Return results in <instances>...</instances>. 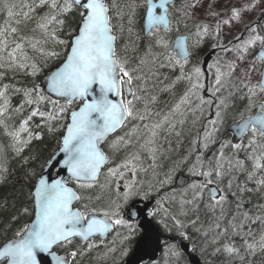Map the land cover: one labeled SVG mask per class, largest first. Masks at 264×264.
<instances>
[{"label": "snow or ice", "instance_id": "1", "mask_svg": "<svg viewBox=\"0 0 264 264\" xmlns=\"http://www.w3.org/2000/svg\"><path fill=\"white\" fill-rule=\"evenodd\" d=\"M260 2L253 0L243 8L234 6L221 12L217 11L218 0H187L183 10L185 16L194 17L198 10L203 9L207 16L216 21L214 38L218 40L221 25L228 26L234 21L243 23V13L255 9ZM170 3L171 0H146L144 5L146 34L154 41V46L165 51L160 57L152 56L149 51L145 57L132 60L128 56V46L122 50L123 56L118 52L119 37L114 31L110 12L116 9L122 21L125 13L115 4V0L111 6L106 0H40V6L46 5L49 8V12L40 17L36 25L44 34H49L52 24L62 26L65 21L59 17L69 15L74 10L79 15L78 27L70 33L69 40H60L55 32L50 33L53 40L69 49L65 59L45 77L43 85L15 88V93H22L17 107L12 108L8 96L11 86L5 84L0 87V127L11 138V147L19 156L33 141L41 140L39 132L30 128V122L38 117L41 124H36V128L43 125L50 133H55L57 129L53 127V121L66 117L67 123L61 124L64 133L58 141L59 151L47 160L46 169H66L68 177L50 180L46 171H42L35 179L28 193L32 206L24 207L22 212H17L10 221L0 225L7 233L20 215L34 216L31 224L24 225L15 231L11 239L0 243V264H77L79 257L97 246L94 239L104 237L114 226L121 225L127 229L124 242L134 238L139 230H143L144 238L152 233L151 219L155 218L156 213L149 210L147 205L140 207V203L151 197L153 188L149 185L148 191L141 192V186L135 179L141 154L151 159L153 163L150 167L156 169L159 166L157 153L160 152L161 136L166 134L165 138L170 143L172 136L179 138L182 135L176 131L175 115L179 113L184 116L181 109L190 106L193 97L199 101L195 109H189L193 112H203L205 105L213 103V99L205 100L199 94L205 90V83L201 79L204 73L196 65L188 69L193 53L188 50L185 40L181 38L172 45L167 40V33L171 30ZM126 7L129 9L127 26L131 35L137 8L140 6L130 4ZM2 8L9 18L15 16L16 22L20 23L21 14L14 12L15 5L3 2ZM22 15L25 20L31 19L28 12ZM124 28V23H121L119 31L123 33ZM195 28V35L199 38L197 43L213 34L207 24H196ZM245 30L250 33L248 39L231 48L223 45L220 47L225 52L235 51L236 59L243 62L257 44L260 46L249 67L240 70L241 84L247 89L240 99L247 100V104L227 130L224 127L226 113L220 111L222 106L227 108V105L223 100L216 104L215 117L208 121L211 128L205 129L203 137L198 136L193 140V145L207 150L219 142L218 151L206 162L203 152H199L196 162L188 171L200 179L182 187L178 195L176 189H173L171 194L156 200L158 209L163 212L162 219L157 223L171 231L170 221L178 235L186 241L193 238L187 231L189 227L199 234L204 241L200 252L205 256L206 264H211L209 258L221 257V264H236L237 261L239 264H253L257 255L264 254V203L248 207L253 198L264 199V103L255 101L258 93H264V36L258 34L257 27L245 25ZM17 32L16 27L0 29V61L4 60L3 53H6L8 67L27 70L29 66L24 62L27 60L26 55L18 57L17 53H23V42L28 38L16 37ZM10 36L13 39L10 40ZM38 43L31 46L35 48ZM10 44L14 47L10 48ZM46 55L57 57L60 53L53 51ZM257 61L260 62L259 66ZM213 66L208 65L210 69ZM215 66V82L208 89L213 98L220 92L225 75L218 62ZM0 67H4V64L0 63ZM30 67L31 71L27 74L36 76L40 69L35 63ZM228 67L229 76L239 70L235 62H230ZM162 69L178 70L179 75L171 83H164L168 77L161 78ZM255 72H259L260 79L252 84ZM180 83H186L185 91L168 112L161 116L160 112L154 111L158 95L152 94V88L162 85L160 92H172ZM53 95L62 98L63 103L60 99H53ZM45 103L51 104L53 110L42 111L41 105ZM141 104L142 108L139 107ZM253 108L256 109L255 114H251ZM26 109L19 126L11 127L8 120L25 113ZM245 111L250 114L245 116ZM179 123L183 124L184 120L181 119ZM129 124L131 128L125 135L117 137L109 146L119 151L135 143L137 151L129 153L116 168H108L107 176L123 177L125 171H128L133 179L125 183L122 192L117 185L116 199L110 200L106 209H89L92 198L86 197L84 193L105 187L99 183V177L104 166L109 163V157L100 144L110 134L127 128ZM226 131L232 135V139L218 141V137ZM229 148L233 150L232 155L225 154ZM192 151H196V148ZM240 152H244V159L235 158ZM30 159L26 158L25 163ZM177 170L178 166L170 169L165 178L159 180V188L155 189L157 193L173 183ZM139 171L147 170L140 167ZM6 172V168H0V183L5 182ZM26 176L32 181L36 174L32 172ZM241 177L244 178L243 182ZM69 180L75 182L76 188L68 186ZM108 183H111L110 179ZM137 197L139 200H136ZM245 197L249 199L245 200ZM85 199L88 202L84 204L83 210L74 207V203ZM100 199V196L96 197L97 201ZM165 204L172 205V208L165 207ZM7 209L5 200L0 204V212ZM257 225L259 239L254 230ZM57 249L64 250V254H59ZM168 250L173 256L180 255L175 244L168 246ZM191 250L196 251V246L193 245ZM123 254L127 255L128 250L125 249Z\"/></svg>", "mask_w": 264, "mask_h": 264}, {"label": "trees", "instance_id": "2", "mask_svg": "<svg viewBox=\"0 0 264 264\" xmlns=\"http://www.w3.org/2000/svg\"><path fill=\"white\" fill-rule=\"evenodd\" d=\"M145 1L146 0H131L132 4L139 5L140 7L137 8V13L135 16V25L132 27L131 35L128 32V26H127V14L129 9L126 7L127 5H130L126 0H120V4L122 5V9L125 13V18L123 21L121 18L116 14L117 10L111 9V16H112V23L114 26V31L119 37L117 41V48L118 52L121 56L124 55V52L122 51L125 46L129 47L128 56L132 60H138L140 57H145L146 53L149 51L151 52L152 56L160 57L161 53H163L165 50L158 48L154 46V41L148 37H143V19L145 14ZM3 2H7L10 5H15V8L13 9L14 12L18 13L20 11V5L24 4L26 5H32L35 0H0V29L3 28H11L12 23L9 19L7 12L3 10L2 4ZM106 2L110 5L109 1L106 0ZM111 6V5H110ZM21 12V11H20ZM174 14V10H173ZM13 16L12 18H14ZM174 23L176 19V15H173ZM59 19H63L65 22L63 24V30L59 34V38L63 40H69L70 33H73L74 30L78 27L79 22V15L74 10L71 14L66 16H60ZM121 23H124L125 28L123 33L119 31V26ZM205 20H202L201 22H195V19H191L190 22L183 25L181 32L186 33L190 37L191 41V50H192V57L190 60V63L188 65V69H190L193 65L201 67L203 57L207 54V52L211 49H216L217 53L215 56V60H219L223 70L226 69L223 60L221 59V55L223 53V50L220 48L221 42H222V33L220 28V37L219 39L214 38V34L216 31V28L212 29L213 34L205 36L200 42L196 45V47L193 45V40L196 39V24H204ZM175 27V26H174ZM175 30L171 31L170 33H167V40H170L171 37H173V33ZM260 35L264 36L263 31H259ZM66 38V39H65ZM199 38L197 37V40ZM25 42V41H24ZM217 45L216 47H213V45ZM63 49V48H62ZM68 51V49H66ZM67 51H63L60 54V58L57 61H44L40 62L37 61L35 57H33L31 54L32 52H29L28 50L26 53L30 55V61L35 62L40 69V71L37 73L36 76H31L26 73L25 69H18L15 68V70H12L6 65V62L0 61V63L4 64V67H0V73H3V76H0V87L7 84L10 85V89L8 92V96L12 105V108H15L20 103V100L22 99V93L17 94L15 93V88H26V87H32L34 84H40L42 78L48 74L53 69L57 68L65 59V54ZM161 78L168 77L167 80L164 81V83H171V81L175 80L176 76L179 75V71H172L171 69H162L161 70ZM162 85H157L155 88H152V94L158 95V101L162 102L161 109L164 111V114L168 112L169 108H171V104L168 103L165 105V100L172 99L174 101H178L180 96L183 95L186 83H180L178 84L175 89L172 92H160L159 89ZM202 93V91L200 92ZM236 95V96H235ZM205 96H207L210 99H213L212 106L215 113L217 111L216 104L220 102V100L224 101V104L227 105V108L221 107L220 111L222 113H226L225 118V126L228 125L231 121H234L235 119H238L239 112L243 110L244 106L247 104V100H241L240 96L241 93L239 92V89L235 90L230 87H226L225 89L220 90V92L217 94L216 98H213L211 96L210 91H208ZM209 106V105H206ZM209 106V107H210ZM236 106H241L240 108H235ZM184 108V107H183ZM182 108V109H183ZM181 109V110H182ZM42 111H52V105L51 104H43L41 105ZM231 110L233 111V115L231 114ZM206 111V110H204ZM208 111V110H207ZM27 109L25 110V113L18 114L16 116H13L10 120H8V124L11 127H18L19 121L24 118V115L26 114ZM185 115L181 116L179 113L175 115L173 118L176 122V131H179L182 133V135L177 138L175 136L171 137V142L169 143V139H166L165 135H162L159 141L160 144V152L157 153V164L162 166H167L169 164H173L172 167H169L170 169L176 168L182 163L181 161H184V163L187 161L185 160V156L188 153V149L184 148L186 143L183 142V137L188 134L189 131H193L196 127L195 120H193V114H196V111H190L189 108H185L184 111ZM250 113L245 111L244 115L247 116ZM163 116V114H161ZM183 119L184 123L180 124L179 121ZM67 123L66 117L62 116L59 121H53V127L57 129L55 133H50L48 131V128L41 125L40 128H36V124H41L40 118H35L32 122H30V128L34 132H39L41 135V140L39 141H33L32 144L25 148L24 152L21 153L19 156H17L11 147L12 140L9 136L5 134V129L0 127V168H6L7 172L5 174V182L0 183V204H3L5 200H7L8 209L7 211L0 212V225L4 224L7 221L11 220V217L13 215H16L17 212H22V209L24 207H31V201L28 197V193L32 188V184L35 182V179L39 177L41 172L44 170L46 166L47 160L54 155L57 150L59 149L58 141L62 137L64 133V129L61 127V124ZM131 128V124L127 128H124L122 130V133L125 134L129 129ZM203 127H199L198 131L193 134L192 140H196L197 137L201 135L202 137ZM120 136V135H119ZM119 136H114L111 138L105 147V151L108 154L109 157V163L104 170L103 174L106 173V170L108 168L116 167L117 165H120L124 162L125 158L128 157L129 153L136 152L137 151V145L135 148H132L133 146L125 149L121 148L119 151H114L109 145L112 144L114 140L117 139ZM225 139H227V136L224 134ZM221 141V138H219ZM224 141V140H223ZM244 143H247V140L244 141ZM219 147V146H218ZM169 155L166 157V155ZM226 155H232L231 153L226 152ZM244 152H240L235 158L236 159H244ZM171 156V157H170ZM31 157L32 159L29 160L28 163H25V159ZM207 158V157H206ZM205 155L204 159L206 160ZM172 159V160H171ZM152 165L151 159H149L146 155L141 154V161L138 164V167H142L147 169ZM157 167L156 169V176L153 175L154 179H152V183L156 188H159V180H162V177L165 175H162V170L160 167ZM152 168V167H151ZM35 172L36 176L33 178L32 181H29L26 174ZM182 177H186V175H183ZM111 180V183H108V180ZM133 179V178H132ZM187 179V178H186ZM188 179L190 180V183H192L193 180H195L194 177H190L188 174ZM243 177H241V182H243ZM177 180V179H176ZM185 180V179H184ZM136 181H138L136 179ZM182 180L177 181L178 185H180ZM100 184L105 185L103 189H100L99 187L88 190L84 193L86 197L92 198V203L89 204V209L95 208L98 211H101L103 209H106L107 207L101 206L103 202V198L109 197L111 199H115L116 197V178H105L104 175L101 177V180L99 181ZM168 185H166L164 188L160 189L162 192H166V188ZM254 186V185H250ZM81 191V190H79ZM148 191V190H147ZM159 191V192H160ZM170 191L167 190V192ZM122 192V190H121ZM153 196H158V193L155 191V193L152 194ZM100 196L101 199L99 201L96 200V197ZM155 197V196H154ZM249 197H245V200H248ZM87 199L84 201L78 202L77 208L83 210V206L85 203H87ZM264 203V199L259 198H253L252 203L248 205L249 208H252L253 205ZM98 208V209H97ZM33 217H29L27 215H20L18 219L12 223L11 231H8L5 233V231L0 228V243H2L6 239H11L14 235L15 231L22 228L24 225L29 224L31 222ZM171 224V222H170ZM172 225V224H171ZM162 235H164L167 238L172 239L173 241H165L166 245L164 246V251H167V247L170 245L175 244L176 250L180 252L179 256H173L171 253H162L158 259V261L154 264H189L187 257L185 254L181 251V245L180 242L178 243V239L183 240L179 235L175 234L174 231H169L165 228L161 229ZM257 232L256 238L259 239V226L257 225L254 229ZM188 233L192 235V240H183L182 242L188 243L192 249L193 245L196 246L197 251H192L191 253L194 255L199 256L203 264H206V258L205 256L201 255L200 248L204 246V241L201 238L199 234H196L194 230H192L190 227L187 229ZM124 237L122 236V239ZM128 249L132 252L133 248L131 243L125 242ZM71 249H69L70 251ZM59 254H64V250L57 249ZM210 251V249H209ZM82 257V256H81ZM78 258L77 264H112L110 262L105 261L100 255L98 254H92L88 256V258L83 262L79 263L80 258ZM211 259V264H221V260L223 257L218 259ZM249 259H252L251 257ZM114 264H120V263H114ZM236 264H239L237 261ZM253 264H264V254L257 255L255 259L253 260Z\"/></svg>", "mask_w": 264, "mask_h": 264}, {"label": "rangeland", "instance_id": "3", "mask_svg": "<svg viewBox=\"0 0 264 264\" xmlns=\"http://www.w3.org/2000/svg\"><path fill=\"white\" fill-rule=\"evenodd\" d=\"M108 1H109L110 5H112L113 0H108ZM126 2H128L129 4H132L131 0H126ZM252 2H253V0H218L217 11L224 12L225 9H230L231 7H234V6L237 7V8H243L246 5L251 4ZM186 3H187V0H176V4L173 6V10L178 16L177 20L175 19V23H174V26H175L174 28L175 29H180L181 26L184 25V24L187 25V23L190 22L191 19H194V17L195 18H203L204 17L203 13H205V11L203 9L198 10L194 17L185 16L183 9H184V6H185ZM115 4L119 8H122L121 7L122 5L120 4V0H115ZM29 9H31V11ZM114 10H116V9H114ZM256 10H261L262 12H264V0H261L259 5L255 9H252L251 11H247V12L243 13V23L234 21V22H232V24H230L228 26L221 25L222 44L224 46H227V45L231 44L234 40H236L237 37H240L242 31L245 29V25L251 26L255 22L254 19L257 16H256V14L253 11H256ZM20 11L18 12V13L21 14V16L19 17L20 23L16 22L17 21V17H14V18L11 17L9 19L11 20L12 27H16L18 29V32L16 33V37H26V38H28L25 42H23V53H19V52L17 53L18 57L26 55L27 60H25L24 62L29 66L27 68V70H26V73H27V72L31 71V67H30L31 64L35 63V62H31L30 61L29 57H30L31 54H33L32 56L35 57L36 60L40 61V62L57 61L60 58V55L57 56V57H48L46 54L48 52H53V51L58 52V53L61 54L63 51H67L66 49H68V48H66L62 44L57 43L56 40H53L51 38V35H50V33L55 32L56 37L58 39H60V40H63V39L59 38V34L63 30V25L61 26V25H58V24H52L49 27V34H44L39 28H37V26H36L37 25V21L40 19V17L44 16L45 14H47L49 12V8L46 5L45 6H40V0H35V2L32 5L24 6V4H21L20 5ZM24 12H28L29 16L31 17V19L25 20L23 18V15H22ZM173 22H174V18H173ZM211 24L216 25V21L215 20L213 22L211 21ZM177 32H180V31H177ZM9 39L11 40V39H13V37L10 36ZM37 41H39V43L37 44V47L33 48L31 45L36 43ZM197 41L198 40H197V37H196V39L193 40V45L195 47L198 44ZM17 42H20V41L17 40ZM168 42L171 45V41H168ZM229 42H231V43H229ZM11 47H14V45L10 44V48ZM259 48H260V46H259V44H257L254 49H256V51H257ZM27 50L29 52H32V53L28 55L26 53ZM228 53L229 52H227L226 55L223 57V61L227 65L226 69L223 70V67H222L220 61H217L220 70L223 73H225V75L223 76V79H222V85L223 86L221 88L225 89L226 87H230V88L239 87V88L243 89L242 88V84L240 83L241 82L240 81V75H241V71L240 70L247 69L249 67V65H250V63H251L253 58H251L249 56V58H251V59H249V61L246 58L245 61L241 62V61L236 59L237 53L235 51H232V53H229V54ZM3 56L5 57L4 61L6 62V65H7L8 64L7 54L3 53ZM19 62L20 61H18V63ZM217 62H216V65H217ZM230 62H235V64L237 65V67L239 69L236 72V74L232 75V76L227 75V73L230 71V69L228 67ZM257 65L259 66V64H257ZM9 68H11L12 70H15L16 67H9ZM212 69L214 71V74L211 75L212 79H213V83H212L211 86L214 85L215 76H216V70H217L216 67H214V66L212 67ZM259 79H260L259 72H255L252 75L251 83L252 84H256L259 81ZM199 94L201 95V93H199ZM255 101L258 102V103H264V93H258L257 96L255 97ZM161 105H162V103L158 101V103L153 106V110L157 111V112H160L161 114H164V111L161 109ZM193 106H196V102H191L190 106L188 105L186 108H193ZM139 107L142 108L143 104L139 105ZM205 109H206V105L204 106L203 112H201L200 115H204V113H205L204 110ZM231 114L233 115V111L232 110H231ZM200 115L199 114H193V120L196 118V121H195V122H197L196 125L199 123ZM212 118H214V117H212ZM154 119H155V117H154ZM202 122L205 123L206 121H203V119L201 118V123ZM224 127H225V125H224ZM210 128H211V125L208 122L206 129H210ZM124 135L125 134L123 133L122 136H124ZM203 135H204V131H203L202 137H203ZM192 138H193V131L192 132L189 131L188 134H186V136L183 137V140H182L183 142L186 143L189 140L186 143L185 147H184V148L188 149V154H187V158L188 159H187V161L185 163L183 161V163L181 165H179V168L176 171L175 176L173 178V183L167 186L166 189L167 190L170 189V191H168V192H167V190H166V192H163V191L161 192L160 191L158 193V196H157L158 199H159L160 196H163L165 194H171L173 189H176L177 195H178L179 191H180V189L182 187H186L188 185V183L190 184V180L188 179V174H190V173H189L188 169L190 167H192L193 163L196 162V159L189 155V153L193 149V140H192ZM219 138H221V141L226 140L224 135H221L220 137H218V141H220ZM213 145H215V147L211 151L214 154L219 149V147H218L219 146V142H217L216 144H213ZM135 147H136V144L134 143L132 148H135ZM209 150L210 149H207V151H209ZM232 151L233 150H231L230 148L226 150V152L231 153V154H232ZM204 155H207V152H205ZM167 156H168V159H169V155L168 154L166 155V157ZM151 163H153L152 160H151ZM172 165L173 164H169L167 166H162V167L159 166L160 169L162 170V175H165L166 173H168L169 172V167H172ZM113 168H116V167H113ZM139 168L140 167H138L137 175H136L135 179H139L137 181V184L141 186L140 189H142L143 191H145L147 189L149 190V185H151L152 188H153L152 192L155 193V186L152 183V179L155 180L153 175L155 174V176H156V173H157L156 170L157 169H153L151 167H148L146 169L147 171H139ZM107 173H108V170H106V173H104V177L105 178L108 177ZM183 175H186V177H182ZM115 178H116V183H115L116 190H117V185H119V189L121 191V190H123V187H124L125 183L130 182L133 177H132L131 172L125 171V174H124L123 177L116 176ZM164 178L165 177L163 176L162 180ZM179 180H182L180 185H178V182H177ZM115 199H116V197H115ZM110 200H112V199L109 198V197L103 198V202L104 203L101 206L108 207V204H109ZM164 206L172 208V205H170V204H165ZM162 217H163V212H162V210H160V213H158V215L156 216L155 221L156 222L160 221L162 219ZM168 223H169V228L172 229L171 231H174L175 234L178 235V233L175 231L173 226L170 224V221ZM158 224L161 226V229L165 228L163 226V224H161V223H158ZM119 239H120V237L118 235H115V237L111 241V245L109 247L108 246H103L105 248L104 249L105 256H103L105 261H107V262H113L115 260L119 261L120 259H122V256H124L123 253H124L125 249H127L128 247H127V245H126V243L124 242L123 239L118 241ZM178 240L182 243V241L180 239H178ZM170 242H172V241H170ZM110 249H114V251H109ZM166 253H171L168 250V247H167Z\"/></svg>", "mask_w": 264, "mask_h": 264}, {"label": "water", "instance_id": "4", "mask_svg": "<svg viewBox=\"0 0 264 264\" xmlns=\"http://www.w3.org/2000/svg\"><path fill=\"white\" fill-rule=\"evenodd\" d=\"M173 2H174V0H171V3L169 5L173 4ZM143 27H144V23H143ZM144 35L145 36H148L146 34L145 28H144ZM181 38H183L185 40L186 46L188 47V45H187V39H188L187 36H177L173 40V42H175V41H177V40H179ZM214 54H215V52H211V53H209L205 57L204 64H203V70H204V72H206V68L208 66V63L214 57ZM55 69H53L52 71H54ZM48 74H46L42 78L41 83H40L41 85H43V82L45 80V77ZM44 88H46V85H44ZM49 95H52V94H49ZM52 98L53 99H60L61 100V103H63V99L62 98L55 97L54 95L52 96ZM119 130L120 129H118L117 132ZM117 132L110 134V136L105 141H103L100 144V147H101V149L103 151H104V145L107 142V140L110 137H112L114 134H116ZM228 135H230L231 136V139H232V135L230 133H228ZM58 151H59V149H58ZM105 166H104V168H105ZM103 169H102V171H103ZM43 171H46V174L49 176V179L50 180L51 179H55V178H61V177L64 178V179H67V177H68V174H67L66 169L65 170H61L59 168H53V169L47 170L46 167H45ZM57 173H59V176L57 175ZM68 186L69 187H72L70 185V180L68 181ZM76 204H77V202L74 203V207L75 208H76ZM152 204H153V202H149V203L141 202L140 203V207H144V205H147V208L149 209V207ZM151 210L155 212L154 209H151ZM33 219H34V216H33L32 220ZM32 220H31V222H32ZM31 222H30V224H31ZM151 225H152V228H153L152 233L150 234V236L148 238H144V232L142 230L143 234H142L141 238L137 241L133 253L129 256V258L127 259V261L125 262V264H149V263H152V262H156L158 260L159 255L162 252V240L164 239V237L161 235L160 230L158 229V227L156 225H154V223L152 222V219H151ZM113 230L111 232L107 233L104 237L99 238V239L105 240L113 232ZM95 239H97V238H95ZM181 249H182V252L188 258V261H189L190 264H201L200 263V260L196 256L192 255L189 252V245L188 244L181 243Z\"/></svg>", "mask_w": 264, "mask_h": 264}, {"label": "flooded vegetation", "instance_id": "5", "mask_svg": "<svg viewBox=\"0 0 264 264\" xmlns=\"http://www.w3.org/2000/svg\"><path fill=\"white\" fill-rule=\"evenodd\" d=\"M255 14H256V20H257V22L256 23H253L252 25H253V27H255V25H256V27H257V31H258V28H260L261 27V25H262V23H264V14H262V11L261 10H256V11H253ZM242 36H241V39H240V42L242 43V41L243 40H246V39H248L249 38V35H250V33L249 32H243L242 31ZM229 53H232V51L231 52H229ZM228 53V54H229ZM247 59H248V61H249V59H251V58H249V55L247 56ZM259 62V61H258ZM192 102H195V101H192ZM196 105H197V103H196ZM186 106H188V105H186ZM194 108H196V106H193V108H191V109H194ZM190 109V108H189ZM185 111V110H184ZM191 111V110H190ZM197 113V112H196ZM196 119V118H195ZM194 119V120H195ZM197 122H195V124H196ZM199 127H201V116L199 117V123L196 125V127H195V129L193 130V134L194 133H196L197 131H198V129H199ZM193 148H196V151H191V157H193V158H195L196 159V155L199 153V152H201V149L200 148H197V146L196 145H193ZM188 154V153H187ZM187 154H186V156L185 157H187ZM188 159V158H187ZM142 192H144L143 190H142ZM139 198H136V200H138ZM150 199L148 198L147 200H144V201H149ZM158 212H160V210L158 211ZM115 230H117V232H118V236L120 237V240L122 239V233H121V231L120 230H122L123 231V233H124V236L126 235L125 234V228H122L120 225H117V226H115ZM116 234V233H115ZM140 236H141V231L139 230V231H137V233H136V236L134 237V238H132L129 242L131 243V245H132V248L134 247V245H135V243H136V241L140 238ZM111 238L112 237H108V239L106 240V242H101V243H99L98 241H94L96 244H101V246H108V245H111ZM119 240V241H120ZM162 247H163V250H164V246L162 245ZM100 248V246H96L94 249H95V251H97L98 249ZM134 249V248H133ZM133 251V250H132ZM129 253H131V251L129 250ZM130 255V254H129Z\"/></svg>", "mask_w": 264, "mask_h": 264}, {"label": "bare ground", "instance_id": "6", "mask_svg": "<svg viewBox=\"0 0 264 264\" xmlns=\"http://www.w3.org/2000/svg\"><path fill=\"white\" fill-rule=\"evenodd\" d=\"M165 177V176H164ZM189 184V183H188ZM134 249H135V247H134ZM134 249H133V251H134ZM162 250H163V247H162ZM133 251H132V253H133ZM189 252L191 253V250H190V248H189ZM192 254V253H191ZM194 255V254H193Z\"/></svg>", "mask_w": 264, "mask_h": 264}]
</instances>
